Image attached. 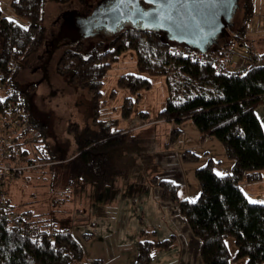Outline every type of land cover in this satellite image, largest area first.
<instances>
[{
    "label": "trees",
    "instance_id": "trees-1",
    "mask_svg": "<svg viewBox=\"0 0 264 264\" xmlns=\"http://www.w3.org/2000/svg\"><path fill=\"white\" fill-rule=\"evenodd\" d=\"M46 1L12 0L9 5L11 17L0 11V75L3 84L0 89L9 86L6 95L0 96V113L6 111L11 101L21 100L32 122L41 130L37 146L39 160L59 162L64 157L45 141L46 124L33 119L28 109V96L34 92L35 84L20 90L15 81L22 62L44 43L42 18ZM67 1L54 0L58 3ZM252 9V0H243L242 23L230 22L223 30L226 39L211 42L201 60L186 56L196 51L194 47L172 40L161 30L126 23L119 26L107 42L95 44L86 55L77 51L83 43L80 41L77 50L63 51L56 61L58 73L68 74L70 83L85 87L91 95L93 121L99 127L95 139L89 137V130L84 135L75 134L78 153L69 163L73 172L78 173L75 176L78 180L108 185L120 173L109 151L125 142L129 130L112 132L110 122L98 120V102L106 71L128 48L136 52L140 73L165 77L166 103L154 120L170 121L175 125L170 131V142L180 133L179 125L190 119L202 139L213 136L223 143L225 153L233 161L232 170L216 173L212 158L196 168L195 176L201 189L195 200L180 199L176 181L157 176L151 179L161 191V199L177 206L199 239L203 264H230L243 259L244 264H264V201H250L239 186L243 177L249 182L260 180L261 170H264V129L256 114L258 105L264 104V65L250 64L245 70L222 71L227 63L222 56L223 48L231 47L233 54L246 56L244 48L236 46L232 38L235 32L244 36ZM178 48L179 53L175 51ZM257 52L260 58H264V53ZM10 58L15 61L12 69L6 66ZM118 83L133 93L151 85L148 77L130 73L120 76ZM130 103L129 98L123 103L122 112L126 117L131 109ZM141 114L143 118L147 117V114ZM13 211L17 213L15 219L20 221L18 225L10 224L5 217ZM43 216L29 210L17 211L9 199L0 206V264H91L84 259L83 248L70 229L55 228ZM143 233L144 230L140 235ZM231 236L235 241L234 253L225 242ZM170 243V239L155 244L140 240L134 264H148L155 246L166 248ZM92 264H100V261L94 260Z\"/></svg>",
    "mask_w": 264,
    "mask_h": 264
},
{
    "label": "rangeland",
    "instance_id": "rangeland-1",
    "mask_svg": "<svg viewBox=\"0 0 264 264\" xmlns=\"http://www.w3.org/2000/svg\"><path fill=\"white\" fill-rule=\"evenodd\" d=\"M100 1L45 2L42 18L44 43L22 62V68L16 74L15 81L20 90H26L28 85L35 84L34 92L28 96V109L33 119L46 124L45 141L64 159L53 166L22 172L6 185V195L17 211L29 210L34 214H44L43 217L53 223L55 228H69L80 241L84 259L91 264L93 261L90 259L98 255L100 249H104L102 242L116 240L117 244L133 243L132 231L140 224L143 204L146 207L148 204L152 205L151 211L144 212V222L141 220L143 229L148 223H153L161 230L163 223L154 221L161 217V213L155 208L158 204L162 208L166 207L171 214L178 215L183 225H188L177 206L161 199V191L149 180L153 175L175 179L180 184L179 189L182 192L184 180L180 177L179 171L183 167L186 172L187 188L195 200L201 189L195 176L197 167L205 165L211 157L215 165L220 167H217L218 171L220 169L229 171L233 167V161L225 153L223 143L213 136L202 139L195 123L190 119H185L179 125L180 133L170 142L172 122L154 120L166 103L168 91L165 77L140 73L137 69L136 52L128 48L113 60L106 71L98 102V120L110 122L112 132L129 130L125 142L109 151L114 159L115 168L121 170V173L108 185L84 182L76 178L78 173L73 172L69 163V160L78 153L75 134L84 135L89 130V137L95 139L99 127L93 121L91 95L85 87L70 83L68 74L58 73L56 61L63 51L77 50L80 41L83 43L77 51L86 55L95 44L107 42L116 30L111 31L105 25H101L94 27L90 36L76 40L63 33L64 20L61 17L67 12L89 14ZM235 1L231 22L240 25L243 0ZM11 2L12 0H0V11L7 17L12 15L9 6ZM252 7L253 13L246 21L244 36L235 32L232 38L235 45L243 46V54L248 55V58L253 52H257V43L264 45V0H252ZM222 39H226L223 33L217 40ZM222 51L233 55L227 60V63L233 66L236 64L239 66L242 64L240 61L245 58L236 53L232 54L231 47H225ZM125 73L148 77L150 87L137 93L130 92L127 87L118 83L119 77ZM8 90V85L5 89L1 88L0 96L4 97ZM126 98L131 101L127 117L122 112ZM256 109L264 129V104L258 105ZM141 113L147 114V117L143 118ZM183 154L189 157L185 158ZM261 174L260 180L249 182L243 177L239 181V186L250 201H264V170H261ZM153 196L158 203L152 199ZM149 215L152 217L150 221ZM115 222H119L117 230ZM90 233L93 235L90 236ZM147 234L148 232L143 238H146ZM225 242L230 252L234 253L233 237H228ZM243 262L244 259L232 261L230 264H244Z\"/></svg>",
    "mask_w": 264,
    "mask_h": 264
},
{
    "label": "water",
    "instance_id": "water-1",
    "mask_svg": "<svg viewBox=\"0 0 264 264\" xmlns=\"http://www.w3.org/2000/svg\"><path fill=\"white\" fill-rule=\"evenodd\" d=\"M110 2L106 9L97 6L89 15L80 17L77 25H86V28L82 31L80 29V34L72 37L80 40L81 37L90 36L94 27L105 25L112 31L128 23L161 30L172 40L190 45L205 54L208 45L215 42L231 24L236 4L235 0H188L187 3L183 0ZM73 13H65L63 19Z\"/></svg>",
    "mask_w": 264,
    "mask_h": 264
},
{
    "label": "crops",
    "instance_id": "crops-1",
    "mask_svg": "<svg viewBox=\"0 0 264 264\" xmlns=\"http://www.w3.org/2000/svg\"><path fill=\"white\" fill-rule=\"evenodd\" d=\"M257 48L259 52L264 53V45L257 43ZM173 124V123H172ZM175 125L173 124V127ZM212 158V157H211ZM219 163V161H218ZM179 167V166H178ZM217 167L215 165V172L216 173H228L229 171H223L220 169V171L217 170ZM198 168V167H197ZM220 168V167H219ZM180 169V167H179ZM121 173V170H120ZM180 177L184 180V191L181 192L180 184H179V192L178 196L180 199H189L194 200L190 194L189 189L187 188V178H186V172L184 168L182 167L179 171ZM157 176L158 178H162L159 175H153ZM152 176V177H153ZM165 178V177H163ZM150 178L149 180L153 182ZM169 179V178H167ZM172 181H176L175 179H170ZM178 183V181H176ZM154 184V183H152ZM155 185V184H154ZM198 196V195H197ZM133 197V196H132ZM152 199H156L155 196L152 197ZM153 201V200H152ZM143 202V201H142ZM156 202V201H155ZM144 203V202H143ZM158 203V202H156ZM136 206V203L134 204ZM115 208V207H113ZM157 212L161 213V217L158 219H154L156 222L163 223L161 230H158L155 224L148 223L144 226V229L142 228L143 222H144V216L147 211H151L152 205H149L146 207L145 204L142 205L141 213L142 218L139 220L140 224L136 225L135 228H133L132 235L134 238V241L132 244H129L127 242H122L121 244L118 243L116 240H113L108 243L102 242V246L104 249H100V253L98 255H95L93 257L94 260H99L100 264H134L135 260L137 259V253H138V242L140 240L146 239L154 244L159 241H164L165 239L171 240V245L168 247L166 246H155V248L151 252V260L148 264H203L201 256L199 254V239L194 236L193 232L191 231L189 224L186 226L183 225L180 222V219H178V215L171 214L169 210L166 209V207H161V205L158 204V206H155ZM145 212V213H144ZM143 219V222L141 221ZM152 219L151 215H149V221ZM91 224V222H88ZM87 223V224H88ZM112 223V222H110ZM109 223V224H110ZM119 222H115L114 226L116 227V230L118 229ZM97 223H92V225H96ZM159 226V225H158ZM142 228V229H141ZM141 229V230H140ZM140 230V231H139ZM148 232L146 238H143L141 234V231ZM72 233V231H71ZM73 235V233H72ZM85 235V234H84ZM93 233H90V236H92ZM75 238V236L73 235ZM143 238V239H142ZM148 238V239H147ZM76 239V238H75ZM77 240V239H76ZM77 242L80 243L79 240ZM81 245V244H80ZM103 250V251H101ZM93 259H90L91 261H94ZM88 260V261H90Z\"/></svg>",
    "mask_w": 264,
    "mask_h": 264
},
{
    "label": "built area",
    "instance_id": "built-area-1",
    "mask_svg": "<svg viewBox=\"0 0 264 264\" xmlns=\"http://www.w3.org/2000/svg\"><path fill=\"white\" fill-rule=\"evenodd\" d=\"M175 51L179 53V48ZM186 56L195 60L203 58V54L198 51H191ZM222 56L226 60L233 57V55L223 51ZM248 57L246 55L240 61L242 64L239 66L237 64L233 66L230 63L224 64L222 71L245 70L247 65L250 64L264 65V58H260L258 52H253L252 56ZM14 64L15 61L10 58L6 66L12 69L15 66ZM1 80L0 75V85ZM40 136L41 130L32 122L29 112L21 105V100L11 101L6 111L0 113V206L9 199L6 195V185L9 180L16 178L22 172L40 170L43 167L60 163L39 160L37 146L40 144ZM5 217L10 221V224H20L19 219H15L17 213L14 211L6 214Z\"/></svg>",
    "mask_w": 264,
    "mask_h": 264
},
{
    "label": "flooded vegetation",
    "instance_id": "flooded-vegetation-1",
    "mask_svg": "<svg viewBox=\"0 0 264 264\" xmlns=\"http://www.w3.org/2000/svg\"><path fill=\"white\" fill-rule=\"evenodd\" d=\"M111 4L110 1L108 0H102L100 1V3L97 5L103 9H106L107 7H109V5ZM93 11V10H92ZM92 11H90L89 13H91ZM89 14H82L80 12H76L73 13V15H69L67 18H64V24H63V33H65L66 35H70V36H77L80 34V29L84 30V28H86V25H84L82 27V25H77L79 18L81 17H85ZM80 26V27H79ZM76 34V35H75Z\"/></svg>",
    "mask_w": 264,
    "mask_h": 264
},
{
    "label": "snow or ice",
    "instance_id": "snow-or-ice-1",
    "mask_svg": "<svg viewBox=\"0 0 264 264\" xmlns=\"http://www.w3.org/2000/svg\"><path fill=\"white\" fill-rule=\"evenodd\" d=\"M183 2H184V3H187V2H188V0H183ZM193 202H194V201H193Z\"/></svg>",
    "mask_w": 264,
    "mask_h": 264
}]
</instances>
